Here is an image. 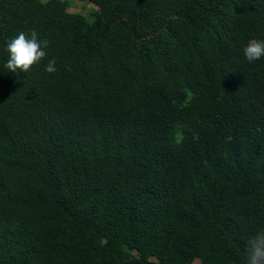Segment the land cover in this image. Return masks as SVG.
Returning <instances> with one entry per match:
<instances>
[{"label":"trees","instance_id":"trees-1","mask_svg":"<svg viewBox=\"0 0 264 264\" xmlns=\"http://www.w3.org/2000/svg\"><path fill=\"white\" fill-rule=\"evenodd\" d=\"M80 1L0 0V264H247L264 0ZM30 30L46 58L13 73Z\"/></svg>","mask_w":264,"mask_h":264},{"label":"clouds","instance_id":"clouds-1","mask_svg":"<svg viewBox=\"0 0 264 264\" xmlns=\"http://www.w3.org/2000/svg\"><path fill=\"white\" fill-rule=\"evenodd\" d=\"M48 40H41L35 30H30V36L21 31L16 37L7 43L9 58L5 67L13 73L17 70L27 73L31 68L46 58L45 49ZM244 56L249 62H254L264 57V40L251 39L244 48ZM55 58L48 61L46 71L54 73L57 71ZM247 264H264V231L248 240Z\"/></svg>","mask_w":264,"mask_h":264},{"label":"rangeland","instance_id":"rangeland-1","mask_svg":"<svg viewBox=\"0 0 264 264\" xmlns=\"http://www.w3.org/2000/svg\"><path fill=\"white\" fill-rule=\"evenodd\" d=\"M71 1V0H70ZM73 1V0H72ZM95 5L93 3L83 2L80 0H74L73 5L69 8L70 11H80L84 14L89 13ZM193 264H199V260L196 259Z\"/></svg>","mask_w":264,"mask_h":264},{"label":"water","instance_id":"water-1","mask_svg":"<svg viewBox=\"0 0 264 264\" xmlns=\"http://www.w3.org/2000/svg\"><path fill=\"white\" fill-rule=\"evenodd\" d=\"M124 264H157L156 260L150 259V260H144V259H136L133 261H129Z\"/></svg>","mask_w":264,"mask_h":264}]
</instances>
